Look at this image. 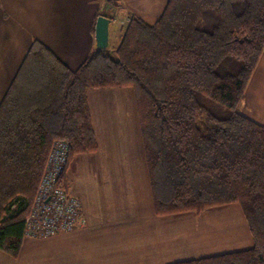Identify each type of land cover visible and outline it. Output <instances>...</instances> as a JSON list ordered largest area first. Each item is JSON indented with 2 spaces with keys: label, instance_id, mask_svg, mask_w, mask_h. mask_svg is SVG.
I'll list each match as a JSON object with an SVG mask.
<instances>
[{
  "label": "trees",
  "instance_id": "trees-1",
  "mask_svg": "<svg viewBox=\"0 0 264 264\" xmlns=\"http://www.w3.org/2000/svg\"><path fill=\"white\" fill-rule=\"evenodd\" d=\"M112 2V0H108ZM264 47V0H168L153 24L130 15L118 45L71 70L33 44L0 102V251L16 256L51 144L66 169L97 149L86 91L130 87L157 215L238 204L249 248L170 264H264V125L245 87Z\"/></svg>",
  "mask_w": 264,
  "mask_h": 264
},
{
  "label": "crops",
  "instance_id": "crops-1",
  "mask_svg": "<svg viewBox=\"0 0 264 264\" xmlns=\"http://www.w3.org/2000/svg\"><path fill=\"white\" fill-rule=\"evenodd\" d=\"M167 2L0 0V102L34 43L73 70L94 50L98 15L111 20L108 46L113 49L130 15L153 24ZM86 101L97 149L75 155L65 172L82 222L53 236L24 237L16 256L0 251V264H170L251 247L241 208L235 221L208 214L217 207L155 213L132 88L88 89ZM241 112L264 125V47ZM226 237L235 245L226 243L221 251L203 246L210 238Z\"/></svg>",
  "mask_w": 264,
  "mask_h": 264
},
{
  "label": "built area",
  "instance_id": "built-area-1",
  "mask_svg": "<svg viewBox=\"0 0 264 264\" xmlns=\"http://www.w3.org/2000/svg\"><path fill=\"white\" fill-rule=\"evenodd\" d=\"M68 146L55 140L46 157L29 211L24 219V236L43 238L74 229L80 222L79 200L56 185L65 169Z\"/></svg>",
  "mask_w": 264,
  "mask_h": 264
},
{
  "label": "rangeland",
  "instance_id": "rangeland-1",
  "mask_svg": "<svg viewBox=\"0 0 264 264\" xmlns=\"http://www.w3.org/2000/svg\"><path fill=\"white\" fill-rule=\"evenodd\" d=\"M208 214H212L211 216H213V214L218 215L219 218L220 217L221 218L234 217L233 221H235V217L237 218V217L241 216L242 213H241L239 205L234 203V204L225 205L223 207L214 208ZM228 239H229L228 237H226V239L217 238L216 240H213L212 238H210L208 240L203 241V246L204 247L208 246L209 248H215L217 251L225 250L226 247H223V246L226 243L228 244L229 242H231ZM234 242H231L230 244H234Z\"/></svg>",
  "mask_w": 264,
  "mask_h": 264
},
{
  "label": "water",
  "instance_id": "water-1",
  "mask_svg": "<svg viewBox=\"0 0 264 264\" xmlns=\"http://www.w3.org/2000/svg\"><path fill=\"white\" fill-rule=\"evenodd\" d=\"M110 19L104 15H98L94 24L95 52L110 50L108 46V26Z\"/></svg>",
  "mask_w": 264,
  "mask_h": 264
}]
</instances>
